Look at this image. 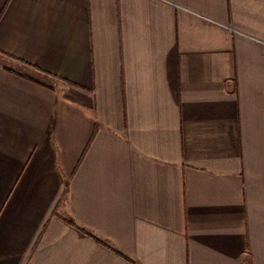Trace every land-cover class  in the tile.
<instances>
[{
    "label": "crops",
    "instance_id": "obj_1",
    "mask_svg": "<svg viewBox=\"0 0 264 264\" xmlns=\"http://www.w3.org/2000/svg\"><path fill=\"white\" fill-rule=\"evenodd\" d=\"M0 264H264V0H0Z\"/></svg>",
    "mask_w": 264,
    "mask_h": 264
}]
</instances>
